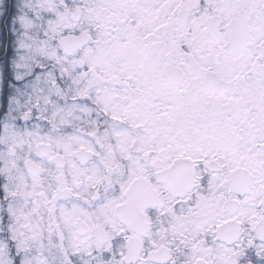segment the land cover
Returning <instances> with one entry per match:
<instances>
[{"label": "snow or ice", "instance_id": "snow-or-ice-1", "mask_svg": "<svg viewBox=\"0 0 264 264\" xmlns=\"http://www.w3.org/2000/svg\"><path fill=\"white\" fill-rule=\"evenodd\" d=\"M0 264H264V0H0Z\"/></svg>", "mask_w": 264, "mask_h": 264}]
</instances>
